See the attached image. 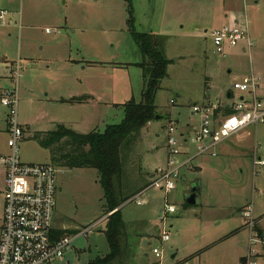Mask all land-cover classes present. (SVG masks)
<instances>
[{
    "label": "rangeland",
    "instance_id": "374dc122",
    "mask_svg": "<svg viewBox=\"0 0 264 264\" xmlns=\"http://www.w3.org/2000/svg\"><path fill=\"white\" fill-rule=\"evenodd\" d=\"M131 4L135 30L163 35L164 55L170 62L168 75L155 95L161 118L146 125L148 131L146 127L140 130V142L124 159L123 194L129 192L126 182L128 186L132 183L126 178L145 179L143 185L137 181L135 188L139 189L120 206L133 254L126 264H184L183 258L198 252L199 259L187 264H241V255H252L255 264H264V122L248 126L245 143L230 154L220 155V145L214 156L194 157L179 170L169 192L148 186L154 172L149 174L143 166L149 152L146 147L167 145L172 121L179 132L188 124L191 127L198 119L191 114V106L222 105L235 79L252 71L259 79L258 93L264 101V0H131ZM0 11L5 12L0 19V58L19 62L16 73L20 77L11 76V80L18 89L17 119L20 124L28 122L19 145L24 162L54 165L50 150L34 140L35 131L53 130L62 124L54 121L65 117L80 118L79 133L103 131L108 124L122 120V104L141 100L145 73L136 63H141L143 56L128 30L125 0H0ZM225 12L246 23L250 50L242 52L244 43H240L227 49L225 56L212 52L209 31L219 26V15ZM212 67L230 73L215 78ZM4 81L2 84H9L6 78ZM91 91L108 105L90 104L74 111L60 110L57 107L64 106L53 102L55 97L83 96L81 93ZM237 98L235 94L234 102ZM4 113L6 108L0 104V155L8 153ZM191 145L189 156L195 152L194 143ZM163 151L168 153L167 147ZM55 166L59 171L53 224L75 228L77 234L54 264H87L109 251L103 232L106 221H100L107 214L98 172L88 167ZM4 175L0 163V188ZM194 184L199 188L197 203L185 205L186 193ZM137 194L144 201L141 205L131 200ZM165 204L174 206L175 212L164 214ZM247 207L253 216V232L242 216ZM2 214L0 195V219ZM84 229H88L86 234H79ZM164 231L169 239L163 242ZM255 232L258 239L251 242L249 237ZM211 245L210 252L204 253ZM153 248L162 252L160 258Z\"/></svg>",
    "mask_w": 264,
    "mask_h": 264
},
{
    "label": "built area",
    "instance_id": "2783aa9c",
    "mask_svg": "<svg viewBox=\"0 0 264 264\" xmlns=\"http://www.w3.org/2000/svg\"><path fill=\"white\" fill-rule=\"evenodd\" d=\"M4 16L5 12L0 11V19ZM209 36L213 52L218 56H224L227 49L237 47L240 43H244L242 46L246 50H250L252 46L246 23L238 20L212 28ZM18 68L17 64L16 71ZM16 71L13 73L14 79L20 76ZM232 88L242 96L237 102L229 105L210 102L191 106V111L198 116L199 122L192 137L179 132L175 123L171 122L167 128L166 163L155 170L148 186L169 192L175 187L179 170L194 157L214 156L216 147L221 142L250 125L264 122V101L259 97L258 77L250 72L234 82ZM0 103L6 108L4 132L8 134L6 142L8 153L0 155V163L5 174L3 187L0 188L3 205L0 219V264H54L62 258L74 235L77 234L71 237L67 234L62 236L55 234L53 220L57 194L56 174L59 169L53 164L26 163L21 159L19 145L25 130L17 119L16 86L2 91ZM225 107L232 111L224 113ZM192 142L195 152L189 156L188 150ZM177 156L187 157L178 161L175 159ZM134 199L136 204H143L138 194L131 200ZM173 212L174 206L164 205V214ZM107 215L100 221H104ZM242 216L246 219L247 228L253 232L250 207L244 209ZM87 230L84 229L79 234L85 235ZM258 236L255 232V235H250L249 240L255 242ZM168 239L169 234L164 231L161 240L164 242ZM152 252L158 258L162 255L156 248H153ZM251 256H246L247 264H255Z\"/></svg>",
    "mask_w": 264,
    "mask_h": 264
},
{
    "label": "trees",
    "instance_id": "16d2710c",
    "mask_svg": "<svg viewBox=\"0 0 264 264\" xmlns=\"http://www.w3.org/2000/svg\"><path fill=\"white\" fill-rule=\"evenodd\" d=\"M125 1L128 5V30L143 56V61L136 63L145 73L141 100L136 102L130 99L122 104L124 111L122 120L117 124H108L103 131L93 129L87 133H78L62 123L57 124L53 130L35 131L32 135L41 147L50 150L54 165L88 167L98 172L99 184L104 193V214L110 213L105 219L106 227L103 231L109 251L102 257L89 260L87 264H126L128 258L133 256L127 243V230L120 206L139 189L135 188L137 181H142L143 185L145 179L126 178L132 183L128 186L126 182L129 192L123 194L124 159L132 147L140 142V130L155 120V115L158 114L155 95L160 89L161 80L168 75L167 66L170 62L164 55L165 37L153 32L136 31L131 0ZM89 98L88 95H83L61 101L79 103L86 102ZM231 111L230 108H223L224 113ZM76 233L75 230H55L56 236ZM127 245L129 251L127 249L126 252L124 248H127Z\"/></svg>",
    "mask_w": 264,
    "mask_h": 264
},
{
    "label": "crops",
    "instance_id": "0c3cea01",
    "mask_svg": "<svg viewBox=\"0 0 264 264\" xmlns=\"http://www.w3.org/2000/svg\"><path fill=\"white\" fill-rule=\"evenodd\" d=\"M219 16H220L221 21H222V23L220 21L219 26L222 25V24L230 23L232 20L233 21L238 20L235 14H228L226 12L223 13V15L221 14ZM204 31L206 32L207 29H205ZM240 50L242 52H245L246 51V49L243 48V46H241V49ZM212 52H213V48H212ZM225 55H226V52H225ZM9 62L10 63H13L12 67H11V64ZM26 62L29 63L28 61H26ZM17 64L19 65V62L18 61L14 62V61L9 60L7 58H0V92L1 93L5 89L10 88V87H13L12 80H11V76H13L12 74L16 71ZM1 67H2V69H1ZM217 68L218 69L216 71H214V68L213 67L211 69L212 75H213V71L215 72L214 73V77L215 78H216V76H221L222 74L224 75L223 72L230 73V70L229 69H226L225 70V68H222V67H217ZM5 78L7 79V81H9V84H2V82H5L4 81ZM236 81H238V79H235L234 80V82H236ZM16 92H18V89H16ZM82 94L88 95L90 98L86 102H79V103H76V102H74V103L65 102L64 103L63 101H61V100H64V99H69L71 97H77V96H79V95H75V94H71L70 93V94H68V96H59V98L55 97L54 100H53V102L55 104H58L59 106H64V107H57L60 110H64V108L66 107V108H69V110H74V111L79 110L82 106H86V105H90V104L93 105V106L96 104L97 106H105V107L108 105V102H106V101L101 100L100 98H98V96H97V94L95 92L92 93V91H91V93H87L86 92V93H81V95ZM235 94L238 95V98H237L238 100L242 98V96L239 95V94H237V92L234 91L232 87L229 88V89H227L226 90V93H225L226 99H224V101H222V105H229L230 103H233L234 102L233 97H234ZM237 99H235V100H237ZM191 114L192 115H195V114L192 113V111H191ZM5 115L6 114L4 113V117H5ZM100 117H101L100 115L97 116L98 119H100ZM79 119L80 118H77L76 119L75 117H74V119L71 118V117L70 118L69 117H65V118H61V120L59 122L58 121H54V122H56V123H63L65 125H67L70 129L74 130L75 132H78L76 130V127L79 126L80 123H81ZM27 123L28 122L21 123L22 127L23 128H24V126L27 127V125H28ZM5 125H6V121L4 123V126H3L4 128L3 129H5ZM94 125H96V123L91 124L90 127L93 128ZM147 125H150V122ZM198 125H199V122H198V119H197L196 122L191 127L188 124L187 128L181 129L180 132L183 133L185 136H188L189 135V131L192 130V132H194L195 129L198 127ZM145 130L148 131L149 130L148 127H146ZM248 134H249V132L245 128V129H242V131H240L239 133H237V134H235V135L227 138L223 142H221L218 146H220V145H223V146H221V149H219L221 151L219 154L220 155L230 154L234 149L236 150L238 144L245 143V140H246ZM228 141H230V142L228 143ZM165 147L166 146H159V145L156 146V147H152V149H151V147H146L147 150L149 151V152L146 153V155L143 158V166L146 169V172H148L149 174H152V172H155V170L157 168L163 166L166 163V160H167V151L166 152L163 151ZM191 148H192V146L189 147L188 153H190L192 151ZM254 152H256V148H254L253 153ZM163 153H166V154L163 155ZM163 156H165V160H164ZM259 159L261 160V158H259ZM163 161H165V163ZM196 168H198V167L196 166ZM142 202L144 203L143 200H142ZM54 228H55V230H57V229L70 230V231L75 230V228L74 229H71V228H69V229H67V228L66 229H63V228H60L59 226H55V225H54ZM213 247H214V245H213ZM213 247H212V245L211 246H207L206 250H204V253H207L208 254ZM196 258L199 259V252L198 253L190 254L186 258H183L181 261L184 262V264H187L188 262H191V261H193ZM246 259L247 258L244 255H241V257H240L241 264H247ZM155 262H157V263L160 264V261H155ZM171 264H174V263H171Z\"/></svg>",
    "mask_w": 264,
    "mask_h": 264
},
{
    "label": "water",
    "instance_id": "95a60500",
    "mask_svg": "<svg viewBox=\"0 0 264 264\" xmlns=\"http://www.w3.org/2000/svg\"><path fill=\"white\" fill-rule=\"evenodd\" d=\"M161 117L159 115H155V119H160ZM199 188L194 184V186L191 188V190L186 193V200L185 202L188 205H195L197 203V192Z\"/></svg>",
    "mask_w": 264,
    "mask_h": 264
}]
</instances>
